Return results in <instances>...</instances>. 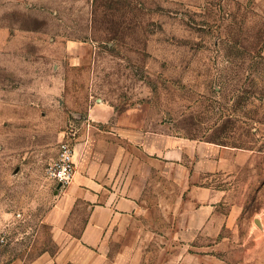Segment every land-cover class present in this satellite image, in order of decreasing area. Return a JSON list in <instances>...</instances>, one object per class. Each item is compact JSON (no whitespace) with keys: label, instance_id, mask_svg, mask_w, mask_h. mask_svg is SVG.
<instances>
[{"label":"rangeland","instance_id":"1","mask_svg":"<svg viewBox=\"0 0 264 264\" xmlns=\"http://www.w3.org/2000/svg\"><path fill=\"white\" fill-rule=\"evenodd\" d=\"M97 105L251 154L213 174L211 233L182 215L188 160L178 185L153 177L105 264H264V0H0V264L59 251L46 171L72 132L80 147L113 125L90 118Z\"/></svg>","mask_w":264,"mask_h":264},{"label":"crops","instance_id":"2","mask_svg":"<svg viewBox=\"0 0 264 264\" xmlns=\"http://www.w3.org/2000/svg\"><path fill=\"white\" fill-rule=\"evenodd\" d=\"M108 111L105 105L90 109L91 119L114 123L101 130L89 125L87 140L75 145L73 181L59 189L46 217L60 248L44 264H105L109 237L119 221L141 212L153 177L178 185L187 160L188 198L182 215L198 221L197 231L211 233L213 203L221 192L213 186V174L230 177L251 155L247 149L147 130L135 111L115 118ZM226 217L233 219L234 213ZM74 220H82L80 232L69 228Z\"/></svg>","mask_w":264,"mask_h":264},{"label":"built area","instance_id":"3","mask_svg":"<svg viewBox=\"0 0 264 264\" xmlns=\"http://www.w3.org/2000/svg\"><path fill=\"white\" fill-rule=\"evenodd\" d=\"M74 134L72 132L59 143L56 158L49 164L46 171L47 178L56 185L62 184L61 188L71 184L76 171Z\"/></svg>","mask_w":264,"mask_h":264},{"label":"water","instance_id":"4","mask_svg":"<svg viewBox=\"0 0 264 264\" xmlns=\"http://www.w3.org/2000/svg\"><path fill=\"white\" fill-rule=\"evenodd\" d=\"M61 187H62V184H58L56 192H58Z\"/></svg>","mask_w":264,"mask_h":264},{"label":"trees","instance_id":"5","mask_svg":"<svg viewBox=\"0 0 264 264\" xmlns=\"http://www.w3.org/2000/svg\"><path fill=\"white\" fill-rule=\"evenodd\" d=\"M206 141H209V142H216V141H214V140H206ZM220 144H222V145H225L224 143H220ZM245 148V147H244ZM249 149V148H248Z\"/></svg>","mask_w":264,"mask_h":264}]
</instances>
